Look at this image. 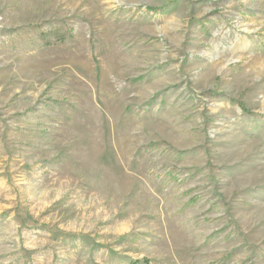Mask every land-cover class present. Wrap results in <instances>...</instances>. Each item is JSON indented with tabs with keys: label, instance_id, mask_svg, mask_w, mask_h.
<instances>
[{
	"label": "rangeland",
	"instance_id": "374dc122",
	"mask_svg": "<svg viewBox=\"0 0 264 264\" xmlns=\"http://www.w3.org/2000/svg\"><path fill=\"white\" fill-rule=\"evenodd\" d=\"M144 258L264 264V0H0V264Z\"/></svg>",
	"mask_w": 264,
	"mask_h": 264
},
{
	"label": "trees",
	"instance_id": "16d2710c",
	"mask_svg": "<svg viewBox=\"0 0 264 264\" xmlns=\"http://www.w3.org/2000/svg\"><path fill=\"white\" fill-rule=\"evenodd\" d=\"M140 263H144V264H147L148 261L146 258L142 259V260H135V261H132L131 264H140Z\"/></svg>",
	"mask_w": 264,
	"mask_h": 264
}]
</instances>
